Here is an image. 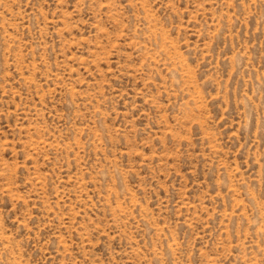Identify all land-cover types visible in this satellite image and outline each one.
<instances>
[{"label":"rangeland","instance_id":"obj_1","mask_svg":"<svg viewBox=\"0 0 264 264\" xmlns=\"http://www.w3.org/2000/svg\"><path fill=\"white\" fill-rule=\"evenodd\" d=\"M0 264H264V0H0Z\"/></svg>","mask_w":264,"mask_h":264}]
</instances>
